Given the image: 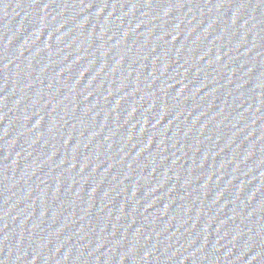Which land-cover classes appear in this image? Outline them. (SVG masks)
Returning <instances> with one entry per match:
<instances>
[{"label": "water", "instance_id": "95a60500", "mask_svg": "<svg viewBox=\"0 0 264 264\" xmlns=\"http://www.w3.org/2000/svg\"><path fill=\"white\" fill-rule=\"evenodd\" d=\"M0 264H264V0H0Z\"/></svg>", "mask_w": 264, "mask_h": 264}]
</instances>
